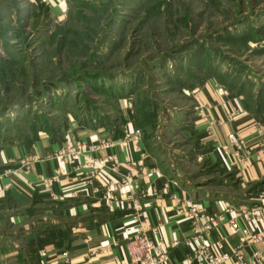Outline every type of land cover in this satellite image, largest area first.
<instances>
[{
  "label": "rangeland",
  "instance_id": "obj_1",
  "mask_svg": "<svg viewBox=\"0 0 264 264\" xmlns=\"http://www.w3.org/2000/svg\"><path fill=\"white\" fill-rule=\"evenodd\" d=\"M65 2L57 18L30 0L1 1L0 175L39 159L10 161L19 147L40 152L98 131L113 139L128 126L200 198L226 211L254 202L235 160L210 156L221 122L208 115L213 96L264 112V0ZM39 206L19 193L3 203L0 247L31 232L14 222Z\"/></svg>",
  "mask_w": 264,
  "mask_h": 264
},
{
  "label": "crops",
  "instance_id": "obj_2",
  "mask_svg": "<svg viewBox=\"0 0 264 264\" xmlns=\"http://www.w3.org/2000/svg\"><path fill=\"white\" fill-rule=\"evenodd\" d=\"M30 1L45 6L57 18L63 17L66 10L65 0H46V3ZM213 97L208 116L210 120L220 119L221 126L218 136L211 139L213 151L210 156L225 164L231 162V158L229 155L223 156L222 141L228 134L234 133L254 148L257 141L253 127L256 123H264V112L252 116L245 106H238L240 102L230 96ZM230 113L234 116L232 120L228 118ZM134 132L132 127L127 126L125 136L118 139L98 131L74 141L69 139L55 143L48 150L38 152L33 148L19 147L18 154L11 153L8 157L10 161L23 158L29 152L39 159L27 166L20 165L15 172L0 175V209L6 200L11 201L12 196L19 193L30 201L40 203V210L17 217L14 223L24 230L31 228V232L18 237L12 248L9 247L11 242H3L0 264H126L125 238L134 202L147 217L149 225L157 229L153 238L159 250L168 253V264H197L192 257V229L186 215L191 204H200L198 206L208 215L220 216L222 222L208 236L207 242L220 244L221 251L230 254L238 244L239 236L228 220L239 209L258 203V197L264 190V156L260 163L243 164L235 160L234 167L238 170L241 187L255 186L257 198L254 197V202L249 205L233 208L234 211L230 213L222 204L215 203L220 199L200 198L199 193H193L164 172L140 135L134 140ZM107 141L113 142V146L101 149L99 145ZM76 143L93 147V150L86 151L76 159L77 169L67 160L55 156L59 150ZM107 156H112L113 160L101 163ZM85 161H96L97 172L94 176L84 165ZM58 168L65 169L66 175H56ZM55 176L56 181L49 190L45 189L42 180ZM126 176H129V180L113 192L120 206L113 211L107 210L103 190L109 182H120ZM43 203L50 206L46 207ZM35 213L46 216L36 226L26 224L25 219H30ZM238 224L240 227L245 225L239 219ZM253 230L264 235V222L254 225ZM263 249L264 242L246 247L243 254L250 257L253 252ZM91 251H95V255L91 256Z\"/></svg>",
  "mask_w": 264,
  "mask_h": 264
},
{
  "label": "built area",
  "instance_id": "obj_3",
  "mask_svg": "<svg viewBox=\"0 0 264 264\" xmlns=\"http://www.w3.org/2000/svg\"><path fill=\"white\" fill-rule=\"evenodd\" d=\"M40 3H46V0H39ZM233 116L229 115L232 120ZM254 136L257 145L252 148L247 142L238 135L231 133L226 138V145L221 146L222 153L230 156L234 160L243 164H252L262 162L264 156V123L254 125ZM134 140L139 136V132L135 130ZM228 145V146H227ZM113 146V142L107 141L99 145L101 149H107ZM229 148L232 151H229ZM257 148V149H256ZM93 150V147L84 143H76L74 145L63 148L55 155L58 159L67 160V163L77 169L76 159L86 151ZM113 160L112 156H107L101 163H108ZM84 165L90 170L92 175L96 174V161H85ZM56 175H66L65 169L58 168ZM129 180L126 176L120 182H109L103 190V198L105 207L109 211H113L120 206L119 201L114 196V190L120 189L121 185ZM56 181V176L49 180H42L43 187L49 190L51 184ZM98 191V189H95ZM133 209L130 215L127 236L125 238V249L128 261L126 264H168L169 256L166 252H161L158 245L154 241L157 229L152 228L145 214L141 211L138 204L134 202L131 206ZM234 211L229 210L228 212ZM235 216L228 220V224L232 230L238 234L239 242L233 248L230 254L221 251L220 244H210L207 242L208 236L221 224L220 216L208 215L203 208L197 204H191L188 207L186 215L190 221L192 229V257L197 264H264V249L255 251L250 257H245L243 250L264 242L262 232L254 231L253 226L264 222V190L258 197V203L241 208L235 212ZM238 219L245 225L240 227ZM91 256L95 255V251H91Z\"/></svg>",
  "mask_w": 264,
  "mask_h": 264
},
{
  "label": "trees",
  "instance_id": "obj_4",
  "mask_svg": "<svg viewBox=\"0 0 264 264\" xmlns=\"http://www.w3.org/2000/svg\"><path fill=\"white\" fill-rule=\"evenodd\" d=\"M123 137V136H122ZM122 137H117V138H113V139H118V138H122Z\"/></svg>",
  "mask_w": 264,
  "mask_h": 264
}]
</instances>
